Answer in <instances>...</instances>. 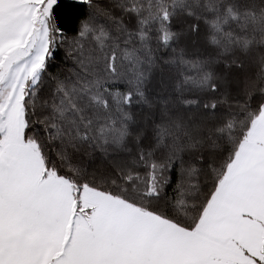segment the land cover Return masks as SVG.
Masks as SVG:
<instances>
[{"label":"snow or ice","instance_id":"snow-or-ice-1","mask_svg":"<svg viewBox=\"0 0 264 264\" xmlns=\"http://www.w3.org/2000/svg\"><path fill=\"white\" fill-rule=\"evenodd\" d=\"M0 264H264V0H0Z\"/></svg>","mask_w":264,"mask_h":264}]
</instances>
